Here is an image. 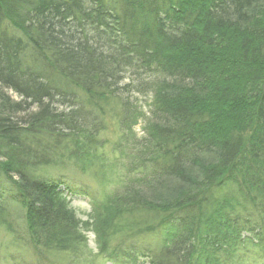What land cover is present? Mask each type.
<instances>
[{"label": "trees", "instance_id": "16d2710c", "mask_svg": "<svg viewBox=\"0 0 264 264\" xmlns=\"http://www.w3.org/2000/svg\"><path fill=\"white\" fill-rule=\"evenodd\" d=\"M69 165L119 179L105 206L38 173ZM75 193L114 263L264 247V0H0V226L33 257L12 264L76 247ZM148 234L156 246H131Z\"/></svg>", "mask_w": 264, "mask_h": 264}, {"label": "rangeland", "instance_id": "374dc122", "mask_svg": "<svg viewBox=\"0 0 264 264\" xmlns=\"http://www.w3.org/2000/svg\"><path fill=\"white\" fill-rule=\"evenodd\" d=\"M13 96L15 98L17 97L15 95ZM145 108L147 109V107ZM142 124L143 122L140 121L136 127V131L139 135L142 133ZM108 125L109 127L113 126L111 119L108 122ZM114 132V129H112L111 132L108 130L107 134L105 132L109 139L107 140L108 143L101 149L102 154L105 155V158H107L108 161L112 160L113 156L115 155L112 153V147L113 143H115L116 137ZM111 133L114 134L112 135ZM116 156L118 155L116 154ZM120 163L121 161L119 164ZM81 170V168L79 169L78 167L69 165L66 168L49 167L40 169L38 173H45L51 177H57V175L60 173H65L74 178L78 185L84 183L88 185L90 190H93L97 194L99 200H101L105 206V195H107L111 189H114L115 186L119 185V179H108L107 181L103 182L99 177H97V175L94 174L92 170L87 168L84 171ZM108 178L110 177L108 176ZM68 198L71 200V207L74 209L77 220L79 221V228L77 231V234L79 235V241L74 244V246H76L75 248L71 247L67 250L54 251L52 256L50 255L47 258V261L55 262V264H127L126 262L122 263L123 259H118L114 263L106 259L104 254L99 251L98 238L93 231V223L96 213L94 212L93 206L91 205L89 199L84 198L79 193L68 195ZM160 236L161 234H148L140 236L136 239H133L131 246L141 248L143 251H147L159 243ZM122 238V234L118 233L110 237L109 242L114 245ZM255 245L256 246H252L251 244L240 245L236 251L235 257L232 260V264H264V247H261V245L258 244ZM11 253L17 254L16 256L19 257L26 256L30 259L33 258L21 242L15 240L13 236L7 232L5 227L0 226V264H12V262L7 258Z\"/></svg>", "mask_w": 264, "mask_h": 264}]
</instances>
